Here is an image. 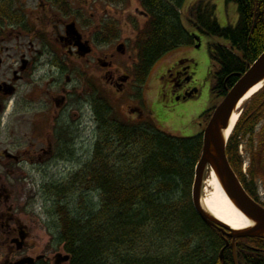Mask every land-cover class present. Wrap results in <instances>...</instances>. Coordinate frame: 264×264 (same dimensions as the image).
<instances>
[{"label":"trees","instance_id":"trees-1","mask_svg":"<svg viewBox=\"0 0 264 264\" xmlns=\"http://www.w3.org/2000/svg\"><path fill=\"white\" fill-rule=\"evenodd\" d=\"M138 2L149 15L136 46L146 73L162 57L193 40L178 13L184 0ZM226 2L237 10L234 28H220L208 3L194 4L187 14L201 34L227 42L209 49L217 66L211 93L218 100L264 52V0ZM262 94L263 90L244 105L226 148L231 169L255 202L257 184L262 181L264 188V140L262 130L255 132L262 126ZM212 111L200 117L205 124ZM110 113L106 107L98 116L88 160L67 179L46 188V197L55 200L47 229L69 255L68 264H222L219 254L226 240L201 221L191 203L201 135L174 138L152 125L132 126ZM244 141L250 156L246 175L238 154ZM69 195H78L81 205L76 209L70 210L65 202ZM89 195L97 196V205L88 200ZM235 253L237 264H264V239H238ZM224 257L226 264H233L231 246Z\"/></svg>","mask_w":264,"mask_h":264},{"label":"flooded vegetation","instance_id":"flooded-vegetation-1","mask_svg":"<svg viewBox=\"0 0 264 264\" xmlns=\"http://www.w3.org/2000/svg\"><path fill=\"white\" fill-rule=\"evenodd\" d=\"M127 1L0 0V264H67L48 230L43 252L22 195L41 190L58 163L71 159L81 122L95 131L106 107L132 126L157 129L177 121L152 107V74L162 61L143 73L136 46L149 15L134 0L139 9L123 19ZM184 3L182 25L197 30ZM171 66V102L194 98L191 76ZM261 130L264 140V106L255 132Z\"/></svg>","mask_w":264,"mask_h":264},{"label":"rangeland","instance_id":"rangeland-1","mask_svg":"<svg viewBox=\"0 0 264 264\" xmlns=\"http://www.w3.org/2000/svg\"><path fill=\"white\" fill-rule=\"evenodd\" d=\"M198 2L208 3L214 8V17L220 28L224 29L227 27L234 28L238 22L237 10L234 4L227 3L226 0H186L183 6V11L186 13L190 7ZM138 8L137 3L134 0L130 1L127 8L122 10L123 19L126 16L131 15L134 9ZM112 8L107 6V10ZM139 9V8H138ZM141 22V20H139ZM187 32L194 35L198 39V42L193 44H188L180 47L179 49L168 53L162 57L156 64H161L155 69L152 77L155 78L156 89L152 94V107L155 112H161L164 118L173 117L175 124L172 126H167L161 128L159 125L157 129L162 134L170 137L179 139H191L196 137L203 130V120L200 117L211 108H215L221 101L212 95L211 89L214 83V74L217 70V66L214 65L209 56V49L212 44H227L223 40H218L207 36L206 34H201L193 28L187 27ZM132 35V34H131ZM196 40V39H195ZM193 38V41H195ZM199 44L198 47H196ZM181 68L189 76H191L192 88L196 90L194 98L187 101H177L172 103L167 90V83L169 84L170 76H168V68H172L171 65ZM155 66V67H156ZM173 66V67H174ZM156 76V77H155ZM164 87V88H163ZM247 103V102H246ZM245 103V104H246ZM244 104V105H245ZM168 105L170 107V114L164 112L161 107ZM244 107V106H243ZM121 111V109L119 108ZM181 113V115H179ZM80 131L78 132V140L75 141L74 154L68 162L58 163V172H55L53 177H49L44 181L49 184H56L59 181L67 179L70 172L79 169L80 165L83 164L90 157L92 145L94 141V125L93 123L88 126V130H84L83 125H87L86 122H81ZM87 126H85L86 128ZM242 146H247L246 142H241ZM246 144V145H245ZM208 180L207 172L203 176L202 190L204 188V183ZM42 182V183H44ZM34 189L27 190L23 193L24 203L26 204V209L33 214L36 221L35 225V239L38 244L43 249V252L49 250L48 242L50 234L46 233L47 226L52 219V215H49V210L55 203L53 197H46L47 191L40 190L38 187L34 186ZM78 195H69L66 199V203L70 210L76 209L81 204H78ZM203 192H201V198ZM257 198L260 203L264 205V190L257 192ZM88 200L94 205H97L98 198L96 195L88 196ZM55 220V218H54ZM40 224V225H39ZM54 239L55 236L51 235ZM58 252L64 254L61 247H59Z\"/></svg>","mask_w":264,"mask_h":264},{"label":"water","instance_id":"water-1","mask_svg":"<svg viewBox=\"0 0 264 264\" xmlns=\"http://www.w3.org/2000/svg\"><path fill=\"white\" fill-rule=\"evenodd\" d=\"M258 85H260V89L264 85V52L231 88L219 105L214 108L202 133V149L194 168L191 190L192 206L201 221L231 239L234 264H237L234 253V243L237 239H264V208L247 195L231 169L226 157L229 136L224 137V133L228 130L231 117L238 110L241 100L252 88ZM240 112L241 108L239 109ZM209 169L215 174L235 208L251 223L250 227L239 231L231 230L203 209L200 195L204 173ZM228 246L229 244L226 243L225 248ZM223 253L224 249L220 252V260L222 264H225ZM68 260V257L63 259L64 262Z\"/></svg>","mask_w":264,"mask_h":264},{"label":"bare ground","instance_id":"bare-ground-1","mask_svg":"<svg viewBox=\"0 0 264 264\" xmlns=\"http://www.w3.org/2000/svg\"><path fill=\"white\" fill-rule=\"evenodd\" d=\"M259 89L260 85L252 88L241 100L238 105V110L231 117L229 128L224 133V137L230 135L237 123L239 109L250 97L257 93ZM206 172L208 174V180L204 183V188L202 190L203 196L200 198L203 209L231 230L239 231L250 227L251 223L235 208L222 189L215 174L210 169Z\"/></svg>","mask_w":264,"mask_h":264}]
</instances>
